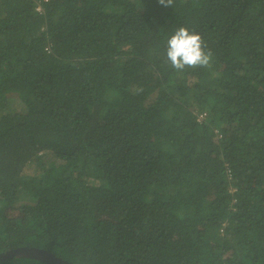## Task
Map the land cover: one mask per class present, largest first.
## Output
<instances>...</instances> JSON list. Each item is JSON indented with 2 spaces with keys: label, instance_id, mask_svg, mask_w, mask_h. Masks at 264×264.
Returning <instances> with one entry per match:
<instances>
[{
  "label": "trees",
  "instance_id": "obj_1",
  "mask_svg": "<svg viewBox=\"0 0 264 264\" xmlns=\"http://www.w3.org/2000/svg\"><path fill=\"white\" fill-rule=\"evenodd\" d=\"M179 26L207 67L167 63ZM20 246L264 264V0H0V252Z\"/></svg>",
  "mask_w": 264,
  "mask_h": 264
},
{
  "label": "clouds",
  "instance_id": "obj_2",
  "mask_svg": "<svg viewBox=\"0 0 264 264\" xmlns=\"http://www.w3.org/2000/svg\"><path fill=\"white\" fill-rule=\"evenodd\" d=\"M162 5H172L173 0H159ZM164 57L171 68L178 72L186 68L207 67L211 54L200 34L185 26L177 27L165 41Z\"/></svg>",
  "mask_w": 264,
  "mask_h": 264
},
{
  "label": "water",
  "instance_id": "obj_3",
  "mask_svg": "<svg viewBox=\"0 0 264 264\" xmlns=\"http://www.w3.org/2000/svg\"><path fill=\"white\" fill-rule=\"evenodd\" d=\"M27 257L34 258L46 262L48 264H76L71 261L65 260L47 250L34 246H20L14 249H9L0 252V260H4L9 257Z\"/></svg>",
  "mask_w": 264,
  "mask_h": 264
},
{
  "label": "rangeland",
  "instance_id": "obj_4",
  "mask_svg": "<svg viewBox=\"0 0 264 264\" xmlns=\"http://www.w3.org/2000/svg\"><path fill=\"white\" fill-rule=\"evenodd\" d=\"M26 171H27V172H32V171H33V170H32V167H27V168H26Z\"/></svg>",
  "mask_w": 264,
  "mask_h": 264
}]
</instances>
